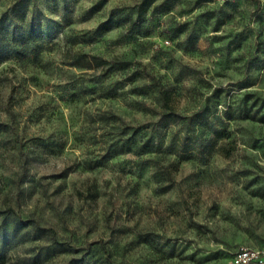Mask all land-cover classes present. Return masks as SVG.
Instances as JSON below:
<instances>
[{
  "label": "rangeland",
  "instance_id": "obj_1",
  "mask_svg": "<svg viewBox=\"0 0 264 264\" xmlns=\"http://www.w3.org/2000/svg\"><path fill=\"white\" fill-rule=\"evenodd\" d=\"M137 1L0 0V264H231L264 244V0H156L131 31Z\"/></svg>",
  "mask_w": 264,
  "mask_h": 264
},
{
  "label": "trees",
  "instance_id": "obj_2",
  "mask_svg": "<svg viewBox=\"0 0 264 264\" xmlns=\"http://www.w3.org/2000/svg\"><path fill=\"white\" fill-rule=\"evenodd\" d=\"M226 2H229V1H226ZM155 6H156V0H139V1L135 2L133 4V9L136 12V16L131 18V20L128 24V29L132 31L136 27L141 26L148 18L149 19L152 18L153 12L150 14L149 17H147V13L150 9L154 8ZM111 21H112L111 17L106 18V19L102 20L98 26L104 30H108L111 27ZM20 33H21V36L23 37V39L34 41L43 35L42 22L40 20L30 19L26 22L25 26L21 29ZM152 78L155 81V79H156L155 76H152ZM156 83L160 87L161 101H162L161 106L164 110V116L176 114L177 112H176V107L174 104L173 90L169 87L164 86L160 82H156ZM206 112H207L206 106H203V108H201L200 110H198L196 112V115H202ZM253 117H255V116L253 115ZM260 119L264 121V118H260ZM214 132H215L217 137L223 138V137H229L230 136V132L228 130L222 128V127L216 129ZM222 147L224 148V146H222ZM165 172L169 175L170 180L173 179L171 171L169 169H166ZM0 211H2V210H0ZM7 211L15 212L13 208H8ZM16 214L20 217V221L23 225L33 224L39 230H43V231L49 230V231H53V233H54L53 228L40 225L39 222L35 218H32V217L31 218H23L20 214H18V213H16ZM54 242L59 243V244L62 243V242H59V240H57L56 238H54Z\"/></svg>",
  "mask_w": 264,
  "mask_h": 264
},
{
  "label": "built area",
  "instance_id": "obj_3",
  "mask_svg": "<svg viewBox=\"0 0 264 264\" xmlns=\"http://www.w3.org/2000/svg\"><path fill=\"white\" fill-rule=\"evenodd\" d=\"M231 264H264V244L261 246L241 245L233 253Z\"/></svg>",
  "mask_w": 264,
  "mask_h": 264
}]
</instances>
